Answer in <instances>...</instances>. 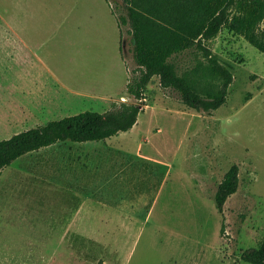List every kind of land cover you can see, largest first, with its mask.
Segmentation results:
<instances>
[{"label": "rangeland", "instance_id": "obj_1", "mask_svg": "<svg viewBox=\"0 0 264 264\" xmlns=\"http://www.w3.org/2000/svg\"><path fill=\"white\" fill-rule=\"evenodd\" d=\"M111 2L125 14L123 0ZM129 29L124 23L125 61L113 53L108 62L64 65L84 95L72 96L63 117L134 100ZM45 36L32 45H63V35ZM207 44L234 74L219 108L189 107L154 76L130 130L59 142L2 169L0 264H252L241 252L264 240V51L230 23ZM173 59L201 92L221 83L196 48ZM234 164L239 187L220 212L216 193ZM83 196L96 202L89 230L73 218Z\"/></svg>", "mask_w": 264, "mask_h": 264}, {"label": "trees", "instance_id": "obj_2", "mask_svg": "<svg viewBox=\"0 0 264 264\" xmlns=\"http://www.w3.org/2000/svg\"><path fill=\"white\" fill-rule=\"evenodd\" d=\"M108 1L118 18L122 40L123 24L129 23L135 42L133 54L137 67L133 75L129 74L126 85L134 100H114L105 111L85 110L0 139V174L18 157L43 147L66 141H103L130 130L145 109V90L154 76L160 77L164 87L178 91L189 107L219 108L227 100L234 74L207 41L215 38L228 23L264 51V0H123L126 10L120 15L111 0ZM234 10L239 14L233 13ZM193 48L203 54L213 74L221 79L216 90L203 93L187 76L179 73L173 58ZM239 174V165L234 164L220 182L216 193L220 212L238 190ZM241 258L252 264H264V240L260 246L242 249Z\"/></svg>", "mask_w": 264, "mask_h": 264}, {"label": "crops", "instance_id": "obj_3", "mask_svg": "<svg viewBox=\"0 0 264 264\" xmlns=\"http://www.w3.org/2000/svg\"><path fill=\"white\" fill-rule=\"evenodd\" d=\"M43 33L63 35V45H32ZM113 53L125 61L108 0H0V139L62 118L72 96L84 95L72 84L74 69L69 73L64 65L108 62ZM81 201L73 218L89 230L95 201Z\"/></svg>", "mask_w": 264, "mask_h": 264}]
</instances>
